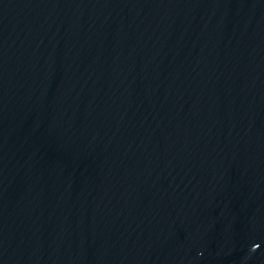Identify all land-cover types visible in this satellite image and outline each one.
<instances>
[{
	"label": "water",
	"instance_id": "1",
	"mask_svg": "<svg viewBox=\"0 0 264 264\" xmlns=\"http://www.w3.org/2000/svg\"><path fill=\"white\" fill-rule=\"evenodd\" d=\"M0 264H264V0H0Z\"/></svg>",
	"mask_w": 264,
	"mask_h": 264
}]
</instances>
